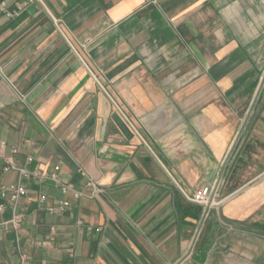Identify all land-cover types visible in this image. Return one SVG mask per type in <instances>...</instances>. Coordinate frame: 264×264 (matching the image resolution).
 Listing matches in <instances>:
<instances>
[{
    "label": "crops",
    "instance_id": "0c3cea01",
    "mask_svg": "<svg viewBox=\"0 0 264 264\" xmlns=\"http://www.w3.org/2000/svg\"><path fill=\"white\" fill-rule=\"evenodd\" d=\"M0 67V264H264V0H0Z\"/></svg>",
    "mask_w": 264,
    "mask_h": 264
},
{
    "label": "built area",
    "instance_id": "2783aa9c",
    "mask_svg": "<svg viewBox=\"0 0 264 264\" xmlns=\"http://www.w3.org/2000/svg\"><path fill=\"white\" fill-rule=\"evenodd\" d=\"M10 15V13H8ZM0 73H1V67H0ZM6 143L5 141L0 142V149L5 148ZM19 151L18 147L14 146L10 150V154L4 156V164H3V171L9 172L12 170L19 171L20 174L24 176L32 175L33 177L37 178L38 180L42 182L49 181L56 186L60 188V190L65 193L69 191L70 189H73V187L69 183H65L61 181L59 178V174L56 170L53 171H47L42 172L39 169H35L32 173H29L26 171L25 168L18 167L15 163L14 155ZM28 161H31L32 158L30 156H27L26 158ZM79 172L82 173L81 169H79ZM89 185H91L94 189V191H98L97 183L95 181H89ZM217 189H218V182L215 184H202L198 187H196L190 197V200L193 202L199 203L204 207V210L206 211L211 205L216 203L214 201V196L217 195ZM26 187L20 183H9V184H3L0 186V195L3 197V199L6 198L7 195H9V201L16 205L17 200L19 197L26 194ZM74 191V195L76 197L80 196L81 193L78 191ZM39 200L42 202L46 201V195L40 194L38 196ZM6 201V202H5ZM0 202V213L3 212L7 206V201ZM68 205L67 201H61L58 205V207L63 208ZM56 207L49 206L46 207L48 211H53ZM25 219V213L23 211H14L12 216L9 219H3L0 220V229L7 230L10 227L13 228H19Z\"/></svg>",
    "mask_w": 264,
    "mask_h": 264
}]
</instances>
